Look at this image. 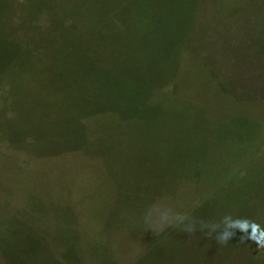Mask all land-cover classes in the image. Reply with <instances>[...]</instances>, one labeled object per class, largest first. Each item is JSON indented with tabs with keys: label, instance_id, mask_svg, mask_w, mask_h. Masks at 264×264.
Returning a JSON list of instances; mask_svg holds the SVG:
<instances>
[{
	"label": "rangeland",
	"instance_id": "obj_1",
	"mask_svg": "<svg viewBox=\"0 0 264 264\" xmlns=\"http://www.w3.org/2000/svg\"><path fill=\"white\" fill-rule=\"evenodd\" d=\"M250 222L264 0H0V264H264Z\"/></svg>",
	"mask_w": 264,
	"mask_h": 264
},
{
	"label": "clouds",
	"instance_id": "obj_2",
	"mask_svg": "<svg viewBox=\"0 0 264 264\" xmlns=\"http://www.w3.org/2000/svg\"><path fill=\"white\" fill-rule=\"evenodd\" d=\"M148 227L152 228L153 231L161 232L167 227V224L166 223L161 224L158 227V229L153 228L152 225H149ZM249 227H251L252 229L251 233H249L248 231ZM242 232L244 233V235L247 237L248 240H251L252 242H254L259 248H264V229L260 228L258 224H255L254 222H250L248 225H246L242 229ZM233 235L234 233L224 232L218 235L216 239L218 243H220L221 245H224L232 238ZM243 239H244V236L241 237L242 242H243Z\"/></svg>",
	"mask_w": 264,
	"mask_h": 264
}]
</instances>
